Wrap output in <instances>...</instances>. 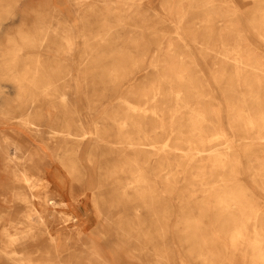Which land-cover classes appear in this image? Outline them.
I'll use <instances>...</instances> for the list:
<instances>
[{
  "label": "bare ground",
  "instance_id": "1",
  "mask_svg": "<svg viewBox=\"0 0 264 264\" xmlns=\"http://www.w3.org/2000/svg\"><path fill=\"white\" fill-rule=\"evenodd\" d=\"M185 1L162 0L160 3L163 13L171 16L175 25L186 17ZM202 1L210 3L212 0ZM252 1L251 14L242 13L236 17L226 1L204 19L208 24L213 17L219 16L224 21L223 28L215 34L192 35L194 42L200 39L210 50L213 48L211 39L215 38V56L232 64L230 71L226 66L221 70L232 76H229L227 86L221 88L224 107L210 105L209 108L206 104L191 103L193 96L205 97L206 94L197 89L194 74L185 62L186 55L180 53L173 42L168 41L163 52L150 63L155 68L157 80L150 99L157 101V96H161L160 83L164 81L174 102L168 108L169 125H157L156 129H168L171 135L174 130L179 132L185 128L190 135L199 138L195 141L180 139L175 142L170 139L172 136L162 143L148 139L143 123L147 121V108L131 102L126 103L127 113L119 115L102 110L105 113L102 124L92 122V113L78 112V100L76 103V100L67 99L66 92L57 93V90H69L74 86H65L66 78L62 73L69 70H54L51 63L45 64L38 59L40 54L37 53H26L18 61L20 52L26 47L59 51L60 44L47 41L43 32L48 30L45 24L41 26L39 37L28 38L19 32L16 37L7 39V44L11 45L0 51V82L8 83L16 92L10 98L0 87V97L4 100L0 103V112L7 114L17 110L19 114L8 125L9 135L0 129V261L3 264H39L40 261L64 264L62 261L67 255H61L64 249L59 247V240L68 237L81 242L97 264H111L100 254L98 245V240L105 234L103 223L107 221L109 210L105 204L126 201L137 194L142 203L132 205L133 213L149 206L150 190H144V186H149L153 175L149 167L150 155H158L160 151L167 163L171 162L168 153L178 154L181 159L177 162L182 170L189 167L200 172L205 164L213 170L230 165L231 170L228 174L217 175V185L203 183L211 174L202 169L201 173L192 172L193 178L201 185L205 184L206 202L211 204L199 200L189 212L176 214V226L165 223L171 213L170 205L164 201L158 209L150 208V217L156 219L155 223L139 222L137 227L152 229L150 235L164 234L165 226L174 231L184 229L178 243L187 245L184 258L197 260L198 264H264V201L259 200L258 193L243 182V176L237 171L238 152L255 155L256 175L262 177L255 186L263 187L259 192L264 194V58L246 39L242 28L243 22H249L255 38L264 44V0ZM66 18L70 26L72 19ZM56 29L55 35L65 44L66 57H71L75 38L84 35L85 30L81 26L68 36L69 30L65 26L57 24ZM43 41L47 42L45 46ZM97 56L102 71L125 74L121 79L123 83H128V64L134 69L139 66L132 60L127 63L125 59L116 60L115 56ZM125 57L135 58L130 53ZM56 72L62 76H53ZM214 79L218 84L217 76ZM107 82L112 83L111 80ZM53 95L58 99L56 103L50 102ZM71 107L75 110L70 111ZM128 109L139 114L138 119L129 121ZM182 110H185L186 122L175 125L179 122L176 114ZM150 112L162 123L159 104L151 107ZM128 129H133L135 135L128 133ZM239 138L249 140L240 146L237 144ZM128 149L133 155H128ZM159 163L158 157L155 171L164 169ZM62 169L67 178L61 175ZM164 173L166 175L167 171ZM91 182L94 184L91 205L100 219L95 230L86 233L84 228L74 232L62 227L53 229L50 226L52 210L60 213L59 218L66 226L77 223L79 207L75 205L72 209L67 200L77 199ZM141 216L145 217V214ZM207 229L211 230L208 238L202 236V231ZM160 250L152 264L167 262L165 248ZM175 253L179 264H185L184 258ZM121 264L133 263L121 260Z\"/></svg>",
  "mask_w": 264,
  "mask_h": 264
},
{
  "label": "rangeland",
  "instance_id": "2",
  "mask_svg": "<svg viewBox=\"0 0 264 264\" xmlns=\"http://www.w3.org/2000/svg\"><path fill=\"white\" fill-rule=\"evenodd\" d=\"M161 1L0 0V51L11 45L7 44L8 38L16 37L19 32L27 35L28 38L39 37L41 26L45 24L48 30L43 32L46 34L47 41L53 40V42L60 44L59 51L55 52L52 49L49 51V48L47 51L45 47H42V49L26 47L20 52L21 56L18 61L26 53H37L40 54L38 59H42L45 64L46 62L51 63L54 70H69L70 72L62 73L66 78L65 86L68 85L70 87L72 84L74 86L70 87L69 90H57V93L66 92L68 95L67 99L73 102L76 100V103L78 100V112L80 114L90 112L94 115L92 122L96 121L102 124V117L105 114L102 113V110L107 113L122 115L127 113L125 110L126 103L131 102L147 108V121H143V123L148 133V139H156L159 143H162L169 136H172L170 139L175 142H179L180 139L195 141L199 138L196 135H190L185 128L179 132L174 130L171 135L168 129H162L161 127L158 128L159 130L156 129L157 125L162 124V127L169 125L170 113L168 108L174 105V102L171 100L172 95H169L168 86L164 81L160 83L162 87L161 96H157V101L150 99L151 90L157 84L155 68L150 63L157 59L159 53L163 52L168 41L173 42L179 52L186 55L185 62L194 74L197 89L206 94L205 97L197 98L193 96L191 103L206 104L208 107L210 105L224 107L221 88L227 86L230 81L229 76H232L226 71L221 72V70L223 66H226L228 71H230L232 64L215 56L213 49L216 46L215 38L211 39L213 48L210 50L205 47L206 45L200 39H198V42H194L192 35L207 32L215 34L219 29H222L224 21L219 16L213 17L212 20L208 21L210 22L208 24L205 23L204 19L207 14H211L212 10L217 11L216 8L224 5L226 1L232 11H234V17L242 13L251 14L250 9L253 6V1L212 0L210 3H205L202 0H186L187 14L178 25L174 24L171 16L163 13L160 7ZM64 17L72 19L70 26ZM103 17H106V19H103ZM241 18L245 20L243 16ZM57 24L68 28V36H72V33L81 28V26L85 30L84 35L79 34L75 38L76 41L71 50V57H66L65 44L60 40V37L55 35ZM242 28L246 39L257 49L263 59L264 44L255 38L249 27V22H243ZM175 31L181 37H184L183 41L178 38ZM46 43L43 41L42 45L45 46ZM123 46H126V48L121 49ZM159 47L160 50H157ZM128 53L135 58L125 57L128 56ZM100 54L108 57L115 56V59L120 61L125 59L127 63L132 60L139 66H135L137 69H134L131 64H128V75H126L128 83H123L121 79H123L125 74L106 73L98 66L99 57L97 55ZM159 59H161V56ZM191 60L193 63H191ZM62 74L56 72L53 76H62ZM214 76H217L216 81H218V84L215 82ZM110 80L112 81L111 84L107 82ZM0 87L7 97H14L16 91L13 90L11 85L0 82ZM49 99L51 103H56L58 100L55 95ZM3 101V98L0 97V103ZM158 104L162 112V123H159V119L150 112V108L156 107ZM69 110L73 111L75 108L71 107ZM12 111L7 114L0 112V129L8 135L11 133L8 125H11L15 121L14 116L19 114L17 110ZM176 115L179 122L174 124L184 125L187 118L185 110ZM138 116L139 114L133 113L128 109L129 121L138 119ZM208 129L209 131L212 130L211 125H209ZM129 132L135 135L133 129H128ZM250 133H253V131H250ZM178 134L182 135L178 136ZM173 136L180 138H173ZM248 140L249 138H239L237 144L241 146L242 143ZM128 155H133L129 149ZM142 155L145 156V154L140 156ZM167 156L170 157L171 162L167 163L166 159L164 160L162 151L158 155H150L151 166L149 167H151L153 175L149 186H144V190H148V192L150 190V197L147 196L151 201L149 206L140 208L139 212L133 213L132 205L135 202L142 203L140 195L137 194L131 195V198L126 201H108L105 204V207L109 209L106 212L107 221L103 223L105 234L101 230L104 238L98 240V245L100 254H103L107 262L121 264V260H127L133 264H152L156 253L161 252V248H165L164 253L167 254L168 260L164 264H179V258L177 256L174 257V253L176 252V255L179 253L181 258H184L188 249L186 244L178 243L180 242L178 237L179 235L182 237L184 229L174 231V229H169L165 226L164 234L156 233L150 235V230L152 229L138 228L137 224L144 221L155 223L156 219L152 216L150 217V208L156 207L158 209L163 204L162 202L165 201L170 205L171 213L165 223L170 226L175 224L176 226V214L189 212V209L194 208V204L198 203L199 200H203V204H211V202H206L205 184L201 185L197 179L193 178L192 172L194 174L201 173L202 169L207 174H211L206 180H203V183L217 185V175L219 173L228 174L231 170L230 165H226L223 169L213 170L208 164L200 168V172L195 169H189V167L182 170L179 167L180 162H177L181 159L178 154L168 153ZM254 156H247L238 152L239 165L237 166V171L240 173L239 175L243 176V182L258 193L259 200L264 201V194L259 192L263 187L260 185L255 186V183L259 179L262 180V177L256 175L258 166L254 163ZM158 157L161 167L164 169L155 171L154 167ZM130 168L133 170L132 167ZM165 171H167L166 175ZM61 175L67 178V174H65L63 169ZM166 176L168 179L165 178ZM93 186L94 184L91 182V186H86L87 189L79 194L77 199L72 200V198H69L67 200L72 209H75V205L79 207H77L79 213L77 223H71L66 226L67 224L59 218L60 213L52 210L50 226L53 229L62 227L69 232L82 228H84L86 233L94 231L100 219L97 218L96 210L91 205V187ZM143 214H145V217L141 216ZM144 231L146 233H142ZM202 233L206 235H202L203 237L208 238L211 230H203ZM149 239L151 240L149 241ZM172 241L174 242L173 245H171ZM59 247L64 249L60 252L61 255H67L62 261L64 264H97L96 260L90 255L89 250L81 242L77 243L73 237L61 238ZM137 247H140V250ZM183 260L185 264H198L197 260L188 261L187 257ZM40 263L44 264L46 262L40 261ZM0 264L3 263L0 261Z\"/></svg>",
  "mask_w": 264,
  "mask_h": 264
}]
</instances>
